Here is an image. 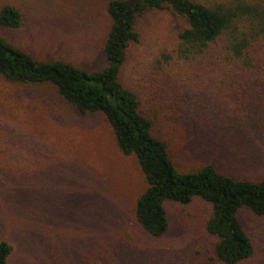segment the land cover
<instances>
[{
  "label": "rangeland",
  "instance_id": "374dc122",
  "mask_svg": "<svg viewBox=\"0 0 264 264\" xmlns=\"http://www.w3.org/2000/svg\"><path fill=\"white\" fill-rule=\"evenodd\" d=\"M109 0H0L16 8L19 30L0 36L37 60L103 68ZM180 17L166 10L138 19L119 81L138 98L179 172L212 165L238 180L264 179V42L252 69L176 56ZM219 48V47H218ZM146 184L99 114L81 115L48 85L0 79V241L7 264H215L204 232L209 206L165 203L168 230L145 236L132 207ZM264 264V215L236 214Z\"/></svg>",
  "mask_w": 264,
  "mask_h": 264
},
{
  "label": "trees",
  "instance_id": "16d2710c",
  "mask_svg": "<svg viewBox=\"0 0 264 264\" xmlns=\"http://www.w3.org/2000/svg\"><path fill=\"white\" fill-rule=\"evenodd\" d=\"M104 9L109 27L101 48L103 68L87 71L63 60H37L0 36V79L20 86L48 85L79 114L103 116L118 151L134 157L146 184L132 207L133 222L145 236L157 239L168 230L165 203L186 205L198 199L209 206L204 232L215 264H247L253 247L236 214L243 209L264 215V179L238 180L212 165L176 170L119 73L129 46L138 42V19L146 11L161 10L185 23L177 34L178 58L205 59L210 65L232 62L249 72L252 53L264 42V0H109ZM21 27L20 12L2 5L0 29ZM10 253L11 246L0 241V264H7Z\"/></svg>",
  "mask_w": 264,
  "mask_h": 264
}]
</instances>
